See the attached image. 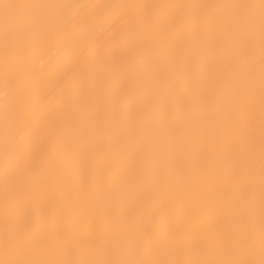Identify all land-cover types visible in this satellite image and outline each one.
Wrapping results in <instances>:
<instances>
[{
	"label": "bare ground",
	"instance_id": "1",
	"mask_svg": "<svg viewBox=\"0 0 264 264\" xmlns=\"http://www.w3.org/2000/svg\"><path fill=\"white\" fill-rule=\"evenodd\" d=\"M0 264H264V0H0Z\"/></svg>",
	"mask_w": 264,
	"mask_h": 264
}]
</instances>
